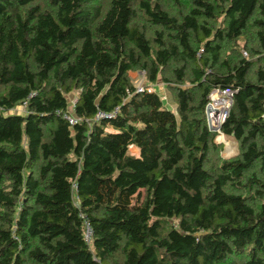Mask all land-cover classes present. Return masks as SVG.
<instances>
[{
    "label": "trees",
    "instance_id": "trees-1",
    "mask_svg": "<svg viewBox=\"0 0 264 264\" xmlns=\"http://www.w3.org/2000/svg\"><path fill=\"white\" fill-rule=\"evenodd\" d=\"M0 264H264V0H0Z\"/></svg>",
    "mask_w": 264,
    "mask_h": 264
},
{
    "label": "built area",
    "instance_id": "built-area-1",
    "mask_svg": "<svg viewBox=\"0 0 264 264\" xmlns=\"http://www.w3.org/2000/svg\"><path fill=\"white\" fill-rule=\"evenodd\" d=\"M243 53L245 54V52ZM138 75L139 77H143L144 72L138 71ZM135 87L137 90H142L144 88V86L141 85ZM147 90L150 91L152 90V88L149 86ZM233 93L234 91L231 88H214L209 93L207 102L204 106V116L206 126L210 131L215 132L216 134H222L220 131V126L224 121L229 107L232 103ZM74 101V99L71 100V103H74ZM104 116H106L105 113L98 112L95 117L98 118ZM64 117L70 124H73L77 121L76 118L69 115H64ZM88 233L89 231L87 232V234Z\"/></svg>",
    "mask_w": 264,
    "mask_h": 264
},
{
    "label": "rangeland",
    "instance_id": "rangeland-1",
    "mask_svg": "<svg viewBox=\"0 0 264 264\" xmlns=\"http://www.w3.org/2000/svg\"><path fill=\"white\" fill-rule=\"evenodd\" d=\"M129 73H130L129 76H130L131 82L134 84V86H140V85L144 86L146 84V82H145V80L143 78L144 76L143 77H139L138 71H130ZM157 85H158V87H156V89H157L158 93L160 94V96L163 99H165L170 105H173L172 101H171V97H170L168 91L166 90V88L163 86V84L158 82ZM74 95H69L70 96V101L73 100ZM19 110H20V106L16 107L14 109V112H17ZM224 139H225V137L223 136V134H216L215 138H214L215 142L223 144V145L226 144L227 147L222 148L220 152H221L222 156H226V157L228 156L229 157V156L233 155L235 151L234 152H227L228 151V149H227L228 146H232V145H230L231 143L227 139H226V141L228 143L225 142ZM225 149H227L226 152L224 151ZM134 151H135V148L130 146L129 147V152L132 153Z\"/></svg>",
    "mask_w": 264,
    "mask_h": 264
},
{
    "label": "crops",
    "instance_id": "crops-1",
    "mask_svg": "<svg viewBox=\"0 0 264 264\" xmlns=\"http://www.w3.org/2000/svg\"><path fill=\"white\" fill-rule=\"evenodd\" d=\"M130 74V73H129ZM225 140V142H227L226 141V139H224ZM231 144L230 145H232V146H228V151H227V149H225L224 151L226 152H234L235 151V147H234V145H233V142L231 141V140H228ZM228 143V142H227ZM130 146H132V147H134L135 148V151L134 152H132L133 154H138V148L135 146V145H130ZM129 146V147H130ZM225 147H227L226 146V144H224L223 145V148H225ZM236 152V151H235ZM235 152H234V154H235ZM223 157H226V156H223ZM228 157V156H227Z\"/></svg>",
    "mask_w": 264,
    "mask_h": 264
}]
</instances>
